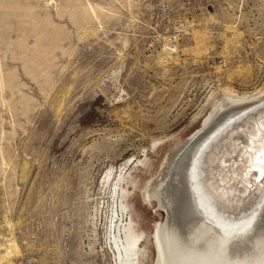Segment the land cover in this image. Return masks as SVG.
<instances>
[{"label":"rangeland","instance_id":"1","mask_svg":"<svg viewBox=\"0 0 264 264\" xmlns=\"http://www.w3.org/2000/svg\"><path fill=\"white\" fill-rule=\"evenodd\" d=\"M263 88L264 0H0V264H155L144 187Z\"/></svg>","mask_w":264,"mask_h":264},{"label":"bare ground","instance_id":"2","mask_svg":"<svg viewBox=\"0 0 264 264\" xmlns=\"http://www.w3.org/2000/svg\"><path fill=\"white\" fill-rule=\"evenodd\" d=\"M207 116L142 191L144 202L165 211L152 235L155 264H264V88L226 95ZM117 186L115 207L127 211ZM179 187L186 201L174 211ZM131 224L123 227L122 249L118 226L109 236L121 264H137L144 239Z\"/></svg>","mask_w":264,"mask_h":264},{"label":"water","instance_id":"3","mask_svg":"<svg viewBox=\"0 0 264 264\" xmlns=\"http://www.w3.org/2000/svg\"><path fill=\"white\" fill-rule=\"evenodd\" d=\"M169 188V187H168ZM183 193V192H182ZM176 194L178 195V196H176L175 197V204H174V206H173V210L174 211H180V210H182L183 208H182V204H184L185 203V201H186V196H184V193L181 195V187H179V189L176 191ZM161 211L162 213H165V211L161 208V207H159L158 206V204L156 203V211Z\"/></svg>","mask_w":264,"mask_h":264}]
</instances>
